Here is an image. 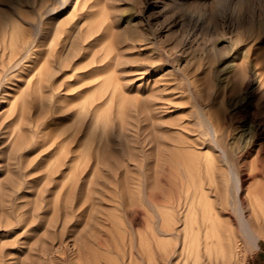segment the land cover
<instances>
[{
    "label": "rangeland",
    "instance_id": "374dc122",
    "mask_svg": "<svg viewBox=\"0 0 264 264\" xmlns=\"http://www.w3.org/2000/svg\"><path fill=\"white\" fill-rule=\"evenodd\" d=\"M3 22L0 264H164L181 242L193 264L202 195L233 264H264V0H0Z\"/></svg>",
    "mask_w": 264,
    "mask_h": 264
},
{
    "label": "bare ground",
    "instance_id": "6f19581e",
    "mask_svg": "<svg viewBox=\"0 0 264 264\" xmlns=\"http://www.w3.org/2000/svg\"><path fill=\"white\" fill-rule=\"evenodd\" d=\"M13 31H14V28L12 29V32L9 30V28H8V26L3 22L2 23V25H1V28H0V43L2 44H4V49H6V51H7V46L9 45V47H10V49H11V52H14V49H16V46H17V41H16V38H17V36L13 33ZM11 32V33H10ZM6 43H7V45H6ZM3 48V46L1 47V49ZM6 51H5V53H6ZM238 63V62H237ZM236 66V65H235ZM239 66H240V63H239ZM97 68H99V65H97V66H94V67H92V69L91 70H94V69H97ZM237 68V67H236ZM236 71H237V69H236ZM30 80V79H29ZM31 81V80H30ZM221 125V124H220ZM256 127V129H262V127H260V126H255ZM215 130V129H214ZM219 130V129H218ZM264 130V129H263ZM214 133H215V131H214ZM151 132H149V134H148V145L149 144H153L152 142H153V138L151 137ZM217 134V133H216ZM224 135V134H223ZM223 135L221 136V137H223ZM225 136V135H224ZM216 137V136H215ZM218 137V136H217ZM220 136H219V138H221ZM225 138V137H224ZM217 139V138H216ZM203 140V139H202ZM211 140V139H210ZM218 140V139H217ZM222 140V138L220 139V141ZM224 140V139H223ZM222 140V141H223ZM206 141V139H204V142ZM220 141H218V143H216V144H218L219 145V143H221ZM225 141V140H224ZM182 142V141H181ZM204 142L202 143V144H204ZM213 142L215 143V141H214V139H213ZM184 143V142H183ZM200 142H198V144H199ZM223 145L225 144V143H222ZM221 144V145H222ZM227 144V143H226ZM225 144V145H226ZM197 145V144H196ZM205 145V144H204ZM204 145H201L202 146V148H204L203 146ZM221 145H219V146H221ZM151 147L150 148H152L153 147V145H150ZM201 146H199V147H201ZM226 147H227V145H226ZM226 147L224 148V152H223V155H225V156H228V153H229V151L227 152V150H228V148L226 149ZM149 148V149H150ZM152 150H153V148H152ZM220 150H222L221 149V147H220ZM230 150V149H229ZM32 152V151H31ZM152 152H154V151H148V154H147V168H146V175H147V179H148V183L152 186L153 185V183H154V181H152L153 179V171H154V160H153V158H152ZM231 152V151H230ZM221 155V154H220ZM229 156H231V153L229 154ZM226 157L227 159L228 158H230V157ZM221 157V156H220ZM218 158V160L220 159V160H222L221 158ZM224 156H222V158H223ZM226 158H225V160H226ZM208 159V158H207ZM187 160L188 161H190V159H188V157H187ZM196 160H198L197 158H196ZM219 160V162L218 163H223L222 161H220ZM224 160V159H223ZM229 160V159H228ZM190 162H192V160L190 161ZM189 162V164H192V163H190ZM227 162V161H226ZM196 163H199L198 161L196 162ZM220 163V164H221ZM187 164H188V162H187ZM195 166V165H194ZM202 166V165H201ZM220 166V165H219ZM226 166V165H225ZM224 166V167H225ZM184 167H185V164H184ZM190 167H191V165H190ZM207 167V166H206ZM186 168V167H185ZM192 168V167H191ZM207 168H209V167H207ZM202 169V168H201ZM194 170H196V168L194 169ZM205 170H207L208 171V169H206L205 168ZM209 170H211V169H209ZM198 171V170H197ZM216 176V175H215ZM212 177V176H211ZM222 177H223V175H222ZM213 178H214V175H213ZM217 178L218 177H215L214 179H215V181L216 182H218V185H216V187H217V189L219 190V191H222L221 189H224V190H228V188H229V182H228V179L227 180H224L223 181V179H221L220 181L221 182H219V180L217 181ZM195 179V178H194ZM217 184V183H216ZM239 185V181L237 180V183L235 184V186L236 185ZM231 187V186H230ZM238 188H239V186H237ZM241 187V186H240ZM236 188V187H235ZM237 188V189H238ZM216 189V188H215ZM236 189V190H237ZM242 190H243V188H241ZM215 191H217V190H215ZM219 191H217L218 193H219V195H220V197L223 195V194H220V192ZM241 191V190H240ZM241 193H243V192H241ZM226 194H227V192H226ZM229 194V193H228ZM228 194H227V196L226 197H228ZM244 195V194H243ZM201 199H202V201H203V204H204V209H203V212H204V215H203V221L205 222V228H204V235H201V236H199V235H196L195 236V239H194V243H195V246L192 248V249H190V253L192 252V253H194V258H192V262H193V264H221V259H220V261L219 262H217L216 260H217V257H218V255H219V257L221 256L222 258H223V262L222 263H224V264H233L234 263V259H235V257L239 254V251H240V245H241V242H240V240H239V238L237 239V237L236 238H234L233 237V235H232V233L231 232H229V231H227L226 233H222V232H220L219 231V229H218V224H221L222 223V221H221V217H220V215H221V211L220 210H218L217 209V207H214V205H213V201H211L208 197H206V195H202L201 197H200ZM222 198V197H221ZM224 198V197H223ZM241 198H244V197H241L240 196V201L242 200ZM221 200H223V202H224V199H221ZM228 200V199H227ZM225 201H226V199H225ZM231 201V200H230ZM229 201V202H230ZM228 202V201H227ZM242 202H243V200H242ZM242 204V203H241ZM227 206V205H226ZM225 207V206H224ZM243 216V215H242ZM241 217V216H240ZM244 217V216H243ZM242 218V217H241ZM248 218V217H247ZM247 218L246 219H241V222H243L242 224V226H245V224H246V222L248 223V221H246L247 220ZM229 219V218H228ZM227 219V220H228ZM228 221H230V220H228ZM255 222V221H254ZM255 223H253L252 222V220L251 221H249V223H248V227H249V229H250V227L254 230L255 229V231H256V229L258 230V228H257V225H258V223H256V225H254ZM247 226V225H246ZM256 226V227H255ZM259 227V226H258ZM245 228V227H244ZM260 228V227H259ZM246 229V228H245ZM248 230V229H247ZM260 230H262V228L260 229ZM251 232V231H250ZM249 232V233H250ZM253 232V231H252ZM251 232V233H252ZM258 232V234L260 233L259 231H257ZM162 233H166L165 232V230L163 229V228H159V230H158V234H162ZM248 233V232H247ZM249 236L250 235H252V234H248ZM254 235V234H253ZM159 236V235H158ZM251 238V240L254 242V243H256V245L258 246V243L256 242V237L254 236H251L250 237ZM160 240L161 239H159L157 242L159 243L160 242ZM245 241V240H244ZM252 241H250L249 240V243L250 242H252ZM246 243H248V242H246ZM245 244V243H244ZM253 244V243H252ZM246 245V244H245ZM254 245V244H253ZM133 244L131 243L130 244V246H129V248H127V249H125V251L126 250H128V251H130V253L128 254L129 255V258L130 259H132V257H133V252H134V250H133ZM185 250V244H183L182 242L180 243V245H179V248H175L173 251H172V254L171 255H168V256H166V257H164L163 255V257L165 258V263L164 264H174V258H173V256L172 255H174L175 254V252H180V253H183V251ZM124 251V252H125ZM127 255V254H126ZM188 257H190L189 255H188ZM124 258H125V255H124ZM128 258V259H129ZM188 259H190V258H188ZM237 259V258H236ZM184 263H186V262H184ZM191 263V262H190Z\"/></svg>",
    "mask_w": 264,
    "mask_h": 264
}]
</instances>
